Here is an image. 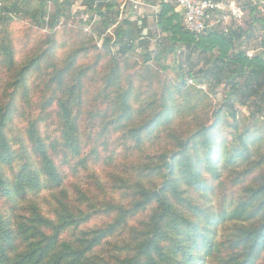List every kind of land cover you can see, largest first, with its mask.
I'll return each mask as SVG.
<instances>
[{
    "label": "trees",
    "instance_id": "1",
    "mask_svg": "<svg viewBox=\"0 0 264 264\" xmlns=\"http://www.w3.org/2000/svg\"><path fill=\"white\" fill-rule=\"evenodd\" d=\"M35 1L38 5L36 12H32V0H10L9 5L3 6L0 15V25L3 26L0 31V64L6 67V76L0 83V101L5 96L7 98V102L0 106V167L12 168L17 158L4 133L14 120L20 126L18 130L28 139L21 150V154L27 157V163L14 174L12 180L0 172V196L9 197L28 190L38 193L43 178L46 184L59 185V175L38 131V123L52 110V105L55 107L52 111L58 115L60 130L50 146L53 152L66 151V158L77 157L82 151L78 125L75 123L78 115L71 112L70 101L83 104L97 97L109 98L106 111L114 117L102 124L100 135L110 128L119 129L132 121L133 114L138 111L135 104H156V111L146 122L144 131L160 121L167 122L170 80L166 75L169 67L164 61L165 55L175 54L177 46L205 60L207 65L200 71L198 84H207L208 90L227 87L242 99L241 106L246 107L249 102L260 104L256 111H250L251 118H264V54L248 57L247 50L237 46L243 37L252 33L250 28L257 22L255 18L251 19L246 29L230 27L227 33H223L220 25H216L207 27L196 36L184 29L182 17L174 11L175 6L170 0H154L159 3L155 20L158 33L154 30L152 34L159 38L156 43L159 52L153 58L146 54L137 60L125 56L126 52L137 49L134 42L139 39L141 29L135 24L124 19L117 27L114 42L104 37V33L115 25V19L108 15L113 12L116 16L120 14L116 0L84 1L87 10L96 14L101 21L98 24L99 31L93 28L97 38L92 32L79 27L57 28L60 19L67 17L58 0ZM50 2L55 6L52 14L47 13ZM256 7L247 1L243 2V9L249 14ZM26 18L30 23L26 22ZM90 23L91 19L84 21L82 26L88 27ZM44 29L48 31L43 32ZM101 38L102 49L97 42ZM111 43L118 46L117 54L111 52ZM138 43L142 45V41L138 40ZM152 62L159 66L162 74L152 70ZM66 77L76 81L74 85L66 86L71 99H75L56 101L54 81L61 91L62 80L65 81ZM185 83L182 82V85ZM151 93L154 97L150 101H142L144 94ZM223 112L233 119L236 117L234 104L229 100L218 105L213 116L218 117ZM34 114L38 116L32 119ZM101 116L106 118V112L94 115L98 118ZM98 121L103 120L90 119L85 122L90 132L98 125ZM129 134L140 139L141 130ZM174 140L177 152L158 169L167 168L172 173L176 168L181 169L189 186L197 190L202 188L200 171L194 167L192 157L188 154V142L191 139L175 137ZM19 142L23 144V138ZM203 145V162L209 170H213L219 158L217 150L212 148L207 137ZM162 159L165 160L166 156ZM168 187L173 197L178 199L177 186L166 181L150 190L137 189V197L128 207L109 201L105 191H101L102 199L97 196L89 198L90 194L88 196L79 191L76 203L78 201L80 208L87 206L96 212L100 207L107 217L114 214L116 219L114 224L110 223L103 230H73L66 239L62 236L64 229H77L89 217L85 211L75 207L76 203L64 199L65 203L62 197L57 200L50 219L35 206L26 207L22 215H16L13 226L0 214V264H202L193 252L202 246V235L197 225L184 219L183 213L174 208L172 199L166 195ZM247 190L249 200L245 199L228 217L244 223L254 220L260 213L261 220L252 227L237 225L232 239L222 243L230 247L232 252L224 253L215 264H256L258 253L264 246V180ZM251 204H254L256 211L248 213L247 205ZM143 213H147V216L139 223L143 230L138 233L142 234L130 253L111 259L95 254L103 238L130 216ZM225 219L222 218L223 221ZM210 220L214 221L212 218ZM168 231H173L177 235L176 239L169 238ZM163 241L166 244H161ZM203 242L211 252V242L207 238Z\"/></svg>",
    "mask_w": 264,
    "mask_h": 264
},
{
    "label": "rangeland",
    "instance_id": "2",
    "mask_svg": "<svg viewBox=\"0 0 264 264\" xmlns=\"http://www.w3.org/2000/svg\"><path fill=\"white\" fill-rule=\"evenodd\" d=\"M2 1L3 6L10 4V0ZM84 1L58 0L67 17L60 19L57 28L79 27L86 32H92V35L97 38V33L93 28L99 31L98 24L101 21L96 14L87 10ZM116 1L120 7L125 0ZM37 6V2L32 0V12L37 11ZM54 10L55 6L50 2L47 5V13L52 14ZM120 14L116 16L113 12L108 15L115 19V25L104 33V37L113 42L116 39L117 27L124 20V16L121 17ZM252 18L257 21L250 28L252 33L243 37L237 46L242 50L246 49V52H253V55L264 54V5H257L253 13L245 12L241 23L239 25L232 23L231 27L246 29ZM90 19L94 21L91 26H82L84 21ZM215 20L216 17L208 25L210 26ZM26 22L30 23V20L26 18ZM2 29L3 26L0 25V31ZM220 29L222 30L221 25ZM44 31L48 30L44 29ZM158 39V36L150 42L143 39L140 46V43L135 42L134 46L137 50L126 52L125 56L141 60L146 54H149L153 58L159 52L156 45ZM97 42L98 47L102 49V38L101 40L97 39ZM111 48L113 54L118 53L116 44L111 43ZM176 49L175 54L165 55L164 61L165 65L169 67L166 75L170 80L168 121L153 124L145 131L143 128L146 122L156 111L155 103L152 105L141 103V106L135 104L138 111L133 114L132 121L119 129L110 128L108 132L100 135L102 124L114 117L106 111L109 98L106 100L97 97L96 100L91 99L83 104H74L70 100L75 98L71 99L69 96L67 85L72 86L76 81L66 77L65 81L62 80L63 89L61 91L54 81L53 89L56 92V101L68 99L71 112L78 115L75 123L78 125L82 151L77 157L69 156L67 158V152L64 150L53 152L50 145L58 136L60 127L58 115L52 111L55 108L52 105L50 108L52 110L48 109L49 111L42 122L38 123V131L59 175V185L52 186L53 184L48 182L46 184V180L43 178V185L38 193L28 190L23 194L14 193L9 197L0 196V214L7 223L13 226L16 215H22L24 209L29 206L37 207L42 215L50 219L57 200L62 197L63 201L66 199L70 203H76L79 191L88 194V196L90 194L89 198L91 196L101 198V191H105L109 201L112 200L118 203L117 205L128 207L131 201L136 199L137 189L150 190L160 187L163 182L170 181L177 186L179 198L173 197L169 187L166 195L172 199L174 208L183 213L184 219L198 226L202 235L200 239V242L203 243L202 246L198 250H193L196 259H199L202 264H215L224 253L232 252L230 247L223 246L222 243L232 239L236 233L237 225L252 227L261 220L260 213L254 220L244 223L230 219L228 216L245 199L249 200L247 189L254 188L264 180V118L249 116L250 111H256L260 104L249 102L246 107H243L240 104L242 99L227 87L220 86L208 90L207 84H198L201 79L200 71L207 65L205 60L183 47L177 46ZM150 65L155 73L162 74L156 63L152 62ZM5 69L4 64L1 63L0 83L6 76ZM211 69L214 70L213 67ZM184 81L186 83L182 85ZM153 97V93L144 94L142 101H150ZM6 100L5 96L0 101V106H3L2 104L7 102ZM225 100L234 104L235 119L226 112L218 117L213 116L214 109ZM101 112H106L107 117H94ZM36 116L38 115L34 114L31 117L33 119ZM90 119L103 121H98V125L90 132L89 126L85 124ZM19 128L18 122L14 120L6 131L4 130L12 145V150L17 155L12 168L0 167L3 176L10 180L27 163V157L21 154V150L28 139L18 130ZM139 129L141 130L140 139L135 136L131 137L129 133ZM175 137L191 139L188 142V154L192 157L194 167L200 171L199 181L202 182V188L198 190L187 184L181 169L176 168L173 173L167 168L158 169L164 161L177 152ZM205 137L212 144V148L217 150V157H219L213 170H209V167L203 162L205 159L203 145ZM21 138H23V144L19 142ZM164 156H166L165 160L162 159ZM77 203L75 207L80 208ZM98 208L99 211L96 212L87 206L80 208L89 217L87 222L77 229L74 227L64 229L62 236L66 239L70 237L73 230L78 231L79 229V232L81 230L98 231L106 229L110 223L114 224L115 215L107 217L102 209ZM247 210L248 213L256 211L254 204L247 205ZM146 216L147 213L130 216L126 222L102 239L95 249V254L98 253L100 257L111 259L130 253L137 245L136 240L140 239L142 234L138 233L143 230L139 223L144 221ZM223 217H226L224 221ZM211 218L214 219L213 222H210ZM75 234L78 235V232ZM92 235L94 234L92 233ZM168 235L169 238L175 239L177 236L173 231H168ZM206 238L211 242V252L207 250V244L203 242ZM161 244H166V242L163 241ZM261 262H264V246L260 249L256 259V264H261Z\"/></svg>",
    "mask_w": 264,
    "mask_h": 264
},
{
    "label": "built area",
    "instance_id": "3",
    "mask_svg": "<svg viewBox=\"0 0 264 264\" xmlns=\"http://www.w3.org/2000/svg\"><path fill=\"white\" fill-rule=\"evenodd\" d=\"M134 7L141 3L129 0ZM247 1L253 6L264 5V0H176L175 7L182 17L184 29L192 35H200L207 27L221 25L223 33H227L232 23L239 25L244 17L243 2ZM124 5V4H123ZM123 5L119 9H123ZM3 1L0 0V15ZM120 10V11H121ZM213 22L214 25L210 24ZM91 26V25H89ZM88 26V27H89ZM248 57L253 52L246 53Z\"/></svg>",
    "mask_w": 264,
    "mask_h": 264
},
{
    "label": "crops",
    "instance_id": "4",
    "mask_svg": "<svg viewBox=\"0 0 264 264\" xmlns=\"http://www.w3.org/2000/svg\"><path fill=\"white\" fill-rule=\"evenodd\" d=\"M136 2L141 3V5L134 7V4H131L129 0L124 1L123 11L121 10L120 16L130 21L132 24H135L138 28L141 29V34L139 39H137L135 42L145 41L150 42L154 36L152 34L155 30L156 33H158L157 25H156V15L159 11V3L154 2V0H133ZM170 3H172L175 6L176 0H170ZM121 7V6H120ZM174 11L180 15L176 7H174ZM94 14V13H93ZM94 22L91 20L90 25ZM153 31V32H152ZM134 42V43H135ZM137 50V49H136Z\"/></svg>",
    "mask_w": 264,
    "mask_h": 264
}]
</instances>
